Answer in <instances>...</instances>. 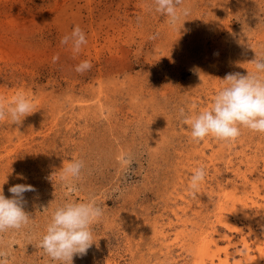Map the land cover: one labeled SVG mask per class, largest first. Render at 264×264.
Instances as JSON below:
<instances>
[{
	"label": "rangeland",
	"instance_id": "374dc122",
	"mask_svg": "<svg viewBox=\"0 0 264 264\" xmlns=\"http://www.w3.org/2000/svg\"><path fill=\"white\" fill-rule=\"evenodd\" d=\"M184 5L191 14L173 28L154 0H0V97L11 102L24 92L36 105L20 124L0 121V187L10 198V187L34 186L24 195L35 233L63 200L96 197L104 216L92 247L73 264H264L256 223L257 206L264 209V134L244 129L231 143L193 142L177 118L180 107H210L228 73L254 70L255 54L264 53V0ZM75 26L87 44L74 55L61 39ZM83 60L92 68L78 73ZM75 158L85 168L73 191L59 171ZM200 165L208 176L193 195L188 182ZM224 189L232 199H223ZM246 195L257 200L243 209L256 216L260 236L259 246L247 237L248 252L242 235L219 219L246 235L238 202ZM3 239L14 241L8 264H57L38 235Z\"/></svg>",
	"mask_w": 264,
	"mask_h": 264
},
{
	"label": "clouds",
	"instance_id": "9594fccd",
	"mask_svg": "<svg viewBox=\"0 0 264 264\" xmlns=\"http://www.w3.org/2000/svg\"><path fill=\"white\" fill-rule=\"evenodd\" d=\"M154 11L168 17V23L175 28L183 17L191 14L184 0H154ZM180 30V29H179ZM154 38V37H151ZM71 43L72 51L79 54L87 44L86 34L75 26L72 32L61 39L62 45ZM59 59L53 57V62ZM253 71L247 75L239 72L228 73L220 89L215 93L210 107L195 113L178 109L177 118L190 126V138L193 142L212 136L219 141L231 143L242 135L244 129L264 134V53L255 54L251 62ZM92 68L89 60L81 61L75 68L84 73ZM36 105L24 92H17L11 102L0 97V121L10 119L20 124L23 119L35 112ZM85 162L79 158L63 164L59 171L62 185L76 190L82 178ZM208 176L204 165L198 166L190 177V191L195 195ZM20 178H24L22 175ZM4 184V183H3ZM2 184V185H3ZM0 185V186H2ZM12 194L6 198L0 187V264H8L14 241H5L8 233L29 234V238L38 235V247L57 264H73L74 256H84L94 243V225L104 216V209L93 194L83 201L65 199L52 211L50 219L40 233L34 219L26 213V192H35L31 184H16L8 189Z\"/></svg>",
	"mask_w": 264,
	"mask_h": 264
},
{
	"label": "bare ground",
	"instance_id": "6f19581e",
	"mask_svg": "<svg viewBox=\"0 0 264 264\" xmlns=\"http://www.w3.org/2000/svg\"><path fill=\"white\" fill-rule=\"evenodd\" d=\"M195 170H193L194 172ZM205 183H202L200 185V187H204L205 186ZM188 185L190 186V183L188 182ZM254 187V186H253ZM263 189H264V183H263ZM249 190H247L248 192ZM221 196L223 197V199L226 200H230L232 199V196H231V193L230 191H228L227 189L222 192ZM222 199V201H223ZM261 199H264V196L261 197ZM238 202L240 203V213L242 215V217L244 219H246V222H247V229H248V233L245 235L244 232H243V228L242 227H239L237 224H234V223H231V221L229 219H222V217L219 215V219H221V222H223V225H225L227 227V229L229 230V232L231 231H235V232H238L242 235V238H241V246H242V249H244L246 252H248V249H249V242L247 240V237H250L251 235H253L252 237V242L256 245V246H259V243H260V236H259V233L253 228V221L256 220V216L254 217H250V214L245 212V210L243 209L245 205H248L250 204L251 206L250 207H256V203H257V200H255L252 196H244L243 199H238ZM223 204L221 203L220 205V209H219V214L222 215V211H223ZM236 209H234L233 211V214L236 215ZM256 213L259 217V219L256 220V223L257 225L259 226V228L261 229V234L264 235V209L260 206H257V209H256ZM175 215L176 212H175ZM177 219V218H176ZM170 226V225H169ZM222 238H226L229 240V236L228 234H224L221 236ZM251 238V237H250ZM241 251V250H239ZM225 261H222L220 262V264H225Z\"/></svg>",
	"mask_w": 264,
	"mask_h": 264
}]
</instances>
